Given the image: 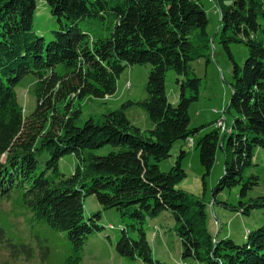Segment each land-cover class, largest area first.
Returning <instances> with one entry per match:
<instances>
[{
  "label": "trees",
  "instance_id": "trees-1",
  "mask_svg": "<svg viewBox=\"0 0 264 264\" xmlns=\"http://www.w3.org/2000/svg\"><path fill=\"white\" fill-rule=\"evenodd\" d=\"M216 2L218 43L232 62L226 111L235 114L227 130L214 122L212 130L194 140L197 128L189 127L187 108L198 98L199 78L191 64L209 60L210 50L200 0H45L59 24L49 41L33 30L35 0H0V196L21 190L35 219L66 233L72 247L67 264H82L84 242L103 229L100 211L84 217L82 203L89 195L102 209L119 213L123 227L114 244L119 255L167 264L151 254L143 226L147 217L168 210L180 238V264L187 258L198 264H264V224L247 229L242 243L213 236L206 227L205 204L175 188L186 176L180 164L186 151L180 149L167 172L158 165L169 157L173 142L182 139L198 149L203 184L216 148H222L223 171L214 194L241 182L238 196L244 198L258 184L256 174H243L255 149L264 147V0ZM87 15L107 18L106 33L90 36L81 29L78 22ZM239 42L247 48L241 65L229 48ZM133 64L149 65L145 97L128 99L78 125L80 101L112 96L121 72ZM168 71L181 77L176 78L175 104L166 97ZM29 73L36 79V105L24 116L14 89ZM132 106L147 112L151 128L132 124L125 112ZM43 151L48 157L38 170ZM66 154L76 159L70 175L57 167ZM260 198L240 200L239 212L264 206Z\"/></svg>",
  "mask_w": 264,
  "mask_h": 264
},
{
  "label": "rangeland",
  "instance_id": "rangeland-1",
  "mask_svg": "<svg viewBox=\"0 0 264 264\" xmlns=\"http://www.w3.org/2000/svg\"><path fill=\"white\" fill-rule=\"evenodd\" d=\"M33 30L45 41L51 40L53 30L59 29L57 19L53 16L45 0H35ZM208 18L207 33L210 39V50L207 61L204 59L192 62V70L199 78V94L196 100L191 101L189 113V127L197 128L193 139L209 132L214 128V122L220 129L227 130L231 125L234 112L226 111L230 98V83L232 82V62L226 50L218 43V30L220 14L216 0H200ZM107 18L87 15L79 20L81 29L86 30L90 36L106 33L109 22ZM233 59L242 64L247 54L244 44L231 43L229 45ZM148 64H133L124 69L117 79L115 92L104 98L87 96L80 101L81 112L77 124L81 125L88 117H99L104 112L116 109L128 99L136 101L145 97V84L147 81ZM31 73L22 76L15 86L17 99L23 107V115L30 114L35 108V77ZM176 78H181L174 71H168L165 78L166 97L172 104L177 103L179 86ZM78 104V101H77ZM127 117L140 129H149L153 126L144 109L132 106L125 110ZM222 135L221 133H219ZM217 147V146H216ZM170 155L159 161L160 170L166 171L174 164L180 149L186 155L180 160L181 168L186 176L180 180L175 188L185 191L193 200H201L207 212L206 227L208 231L218 238L229 236L235 242L242 243L246 230H253L264 224V206L249 209V213L239 212L238 202L250 198H264V147H257L253 155V163L243 174L246 178L250 174L258 176V184L250 189L244 198L238 193L241 182L225 188L214 194L213 185L223 171L224 154L221 147L216 148L215 162L210 174L202 182L203 167L200 164L198 149L190 141L178 139L170 148ZM45 151L37 156L38 170L44 166L47 158ZM76 159L72 154H66L58 161V169L65 175L74 170ZM21 190L14 189L7 197L0 196V264H67L68 256L72 254V247L64 231L50 227L43 220L35 219L32 212L21 200ZM93 195L83 199L84 217L100 211L99 224L103 229L92 233L86 242L80 257L82 264H146L140 259H130L119 255L115 250V241L120 236L123 223L114 209H102ZM109 225H112L111 227ZM176 222L168 210L158 215L147 217L145 226L146 240L152 248V255L156 260L167 264H180L181 244L176 232ZM218 229H220L218 231ZM218 231V232H217ZM187 264H198L192 258L185 260Z\"/></svg>",
  "mask_w": 264,
  "mask_h": 264
}]
</instances>
